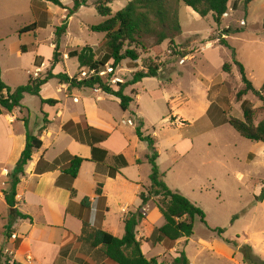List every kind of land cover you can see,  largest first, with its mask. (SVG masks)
Instances as JSON below:
<instances>
[{"label": "rangeland", "instance_id": "1", "mask_svg": "<svg viewBox=\"0 0 264 264\" xmlns=\"http://www.w3.org/2000/svg\"><path fill=\"white\" fill-rule=\"evenodd\" d=\"M95 1L89 0L88 5L73 16L69 27L71 40L67 36L60 40L62 53L86 44L93 47L99 59L107 52L105 34L90 29L91 25L103 21ZM128 1L114 0L110 7L116 12ZM234 1H230L220 23L215 22L212 14L203 18L180 2L177 7L182 32L174 45L166 41L163 51L156 52L153 50L156 38L146 36L141 45H133L140 54L136 68L126 59L114 72L108 70L113 74L110 82L115 85L118 81H129L137 70H147L149 65L159 66L158 77L147 78L127 88L126 93L133 97H136L133 89L139 93V100L130 105L129 116L137 127L139 118L132 111L138 110L144 120L143 132L155 138L159 152L157 163L166 184L206 213L207 223L196 217L194 234L178 241V257L184 252L192 264H245L240 249L227 241L237 237L241 245H251L255 256L264 260V205L255 200L264 182V143L244 137L229 122L231 117L244 119V100L253 107L262 106V101L253 93L244 96L243 101L237 99L244 84L233 63L232 48L236 49V57L244 65L248 78L260 90L264 85V0L252 1L247 9L242 0H239V7L233 9ZM62 15V7L42 0H0V61L2 78L7 84L11 87L22 85L27 82L25 70L31 73L37 70L36 45L42 44L43 57L50 53L51 36L56 25L63 23ZM37 21L40 25L37 33L21 34L28 52L18 58V34L14 29ZM221 38L230 46L220 44ZM181 52L186 56L180 55ZM226 62L231 64L230 72L223 71ZM17 65L22 70L15 68ZM66 65L70 75L83 77V71L88 73L86 68L81 72L76 59L67 60ZM47 69L40 74L44 75ZM56 83L55 79L51 80L50 86ZM28 98L33 102L30 120L34 124L42 118L39 97L30 95ZM110 108L117 109L115 104ZM260 120H264V113L256 117V123ZM147 164L145 179L151 184V164ZM146 171L144 169V173ZM216 228H223L225 232L219 234L214 231ZM202 240L216 241L220 251L204 247ZM175 256L169 252V247L159 242L147 254L159 264H181L174 260Z\"/></svg>", "mask_w": 264, "mask_h": 264}, {"label": "crops", "instance_id": "2", "mask_svg": "<svg viewBox=\"0 0 264 264\" xmlns=\"http://www.w3.org/2000/svg\"><path fill=\"white\" fill-rule=\"evenodd\" d=\"M62 3L67 6L72 2L62 0ZM62 9V17L65 19L68 11ZM73 16L68 19L67 32L63 35L69 37V40ZM35 23L37 28L34 32L37 33L40 25L38 21ZM61 24L58 23V26ZM26 26L28 25H20L14 29L18 34V58L28 52V45L22 43L21 36V30ZM54 38L55 30L51 36L50 53L45 57L42 54V44L38 42L36 45V69L44 71L47 67L50 68ZM61 55V62L55 67L54 73L66 72L70 75L66 65V61L71 59L69 52H61ZM0 64L3 70L1 61ZM15 68L22 70L20 65ZM11 69H14V65ZM25 71L28 74L27 81L35 71ZM51 80L43 86L39 97L41 121L32 124L29 116L27 127L24 122V117L27 116L25 111L0 114V252L9 253V259L20 264H106V257L99 249H93L79 239L85 222L122 237L125 233L126 215L141 209L156 229L165 224V218L154 201L150 200L143 205L139 197L150 186L145 179L149 147L146 141L137 136L135 122L128 123V120L134 121L129 116L132 108L124 111L117 97L100 89L70 87L57 79L52 87ZM3 81L5 82L4 77ZM48 89V93H45ZM133 90L136 92V97H133L135 102L139 100V93ZM29 96L25 95L22 102L31 111L33 102ZM42 99H55L57 103H42ZM112 104L118 110L110 108ZM139 107L137 104V109ZM132 114L137 119L143 118L138 110L133 109ZM27 129L43 142L26 166L16 197L17 209L31 216V220L11 216L3 194V190L7 188L8 175L25 149ZM100 132L109 133V137L97 142ZM91 143L96 147L94 153ZM75 156L86 160L77 177L72 178L64 169ZM144 169H147L146 173ZM98 184L102 185L100 194L96 191ZM262 187L263 184L259 189L262 190ZM85 198H89V206L83 204ZM260 203L264 205V200ZM157 232L155 230L148 239L142 240V250L146 257L153 251L155 244H158ZM142 236L143 233L139 232L138 237ZM180 240L174 244L167 239L159 243L169 247V252L176 254V259ZM201 243L206 248L220 251V245L216 241L202 240ZM189 264L192 262L189 261Z\"/></svg>", "mask_w": 264, "mask_h": 264}, {"label": "trees", "instance_id": "3", "mask_svg": "<svg viewBox=\"0 0 264 264\" xmlns=\"http://www.w3.org/2000/svg\"><path fill=\"white\" fill-rule=\"evenodd\" d=\"M49 1L56 6L67 9L68 13L60 26L56 27L54 38V53L51 65L44 75L35 77L29 75L26 83L10 87L2 78V70L0 67V114L5 112H14L20 110L26 112L24 122L28 127V118L30 111L23 105L25 95H33L41 97V91L45 84L51 79H57L61 84H69L74 88L100 89L104 93L117 97L120 100L121 108L126 111L133 102V96L126 93L129 86L134 85L144 78L158 77L159 66L149 65L147 70L141 69L134 72L133 77L129 81L116 82L115 85L110 82L113 77L112 72L105 75L101 74L107 70L109 65L113 70L118 69L122 62L129 59L136 68V61L140 54L133 45H141L142 39L146 36H154L156 38L153 50L162 52V45L168 41L170 46L174 45L176 38L182 32L179 20L178 4L185 3L193 11L203 18L212 14L216 23L221 22L222 16L227 12L231 0H129L126 6L116 12H113L110 4L114 0H96L94 5L97 12L104 18L103 21L96 25H91L90 29L97 33H104L106 37L105 45L107 52L101 59L91 45L86 44L80 49H74L69 52L71 58H76L81 72L84 68L88 70L86 77H80L78 74L74 76L68 75L66 72L54 73L55 67L61 62L60 40L67 32L68 19L77 13L83 6H87L89 0H73L70 5L65 6L62 0H42ZM244 8L254 0H242ZM239 0H235L232 8L239 7ZM36 23H31L24 27L21 32L35 31ZM220 44L230 46L225 38L220 39ZM233 50V63L238 67L244 86L237 93V99L243 101V97L249 93H253L262 101V106L253 107L248 100L242 102L244 119L231 117L230 124L241 133L244 137L257 142L264 143V120L256 123V117L264 113V85L258 90L248 78L244 65L236 57V49ZM180 55L186 56L184 52ZM111 63V65L109 64ZM223 71L230 72L231 64L226 62L223 65ZM132 94H136L133 90ZM42 103L54 105L57 103L55 99H42ZM139 124L136 127V134L140 140L146 141L149 147L147 159L151 164L150 181L151 184L143 190L139 197L143 205L153 200L160 209L165 224L158 228L159 236L156 241L161 242L164 239L177 241L182 238H189L194 234V220L199 217L202 222H206L205 211L192 202L188 197L177 190L171 189L163 179L164 173L160 171L157 160L159 152L156 146L155 138L152 135H145L143 132L144 120L139 118ZM27 141L18 162L8 175L7 188L3 190L5 200L10 209V215L15 219H32L31 216L20 212L17 209V192L22 177L25 175V169L29 161H31L35 150L40 149L43 145L42 140L27 129ZM109 137V133L100 132L96 141H104ZM93 153L96 151L94 143H91ZM94 158V157H93ZM85 158L75 156L66 165L64 171L72 178H76ZM97 193H101L102 185L98 184ZM75 193V191H72ZM256 201L264 200V182L261 193L255 197ZM85 206H89V198L83 200ZM125 233L122 237L113 235L112 233L95 228L88 223H84L83 231L79 239L84 241L93 249H99L106 257V264H159L156 258H147L142 250V240L148 239L156 230L144 215L141 209L130 212L124 218ZM215 232L223 234V228L214 229ZM139 232L143 233L141 238L138 237ZM236 240H227L237 246L243 254V263L245 264H264L253 253L251 245L245 243L241 245ZM4 257L0 252V264ZM9 258H5V264H10ZM181 264H189L185 253L175 259ZM11 264H20L13 261Z\"/></svg>", "mask_w": 264, "mask_h": 264}, {"label": "built area", "instance_id": "4", "mask_svg": "<svg viewBox=\"0 0 264 264\" xmlns=\"http://www.w3.org/2000/svg\"><path fill=\"white\" fill-rule=\"evenodd\" d=\"M243 23H245V22H243ZM184 61H185V58L181 60V63H183ZM108 70H109V71H112L113 69L108 65V66H107V70H106L105 72H102L101 74H103V75L107 74V73H108ZM40 72H41V69L38 68V69L35 71V73H34L33 75H34L35 77H37V76L40 75ZM81 74H83V75H82L83 77H86V76L88 75V73L85 72V71H83ZM81 78H82V77H81ZM75 101H77V99H75ZM128 123L133 124L131 120H128ZM6 251L9 252V250H6ZM6 254L9 255V253H6ZM9 262H10V264H11V263L13 262V260H9Z\"/></svg>", "mask_w": 264, "mask_h": 264}]
</instances>
